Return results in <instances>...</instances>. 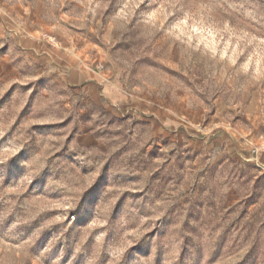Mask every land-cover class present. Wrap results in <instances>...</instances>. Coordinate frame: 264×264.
Listing matches in <instances>:
<instances>
[{
    "label": "rangeland",
    "instance_id": "1",
    "mask_svg": "<svg viewBox=\"0 0 264 264\" xmlns=\"http://www.w3.org/2000/svg\"><path fill=\"white\" fill-rule=\"evenodd\" d=\"M0 264H264V0H0Z\"/></svg>",
    "mask_w": 264,
    "mask_h": 264
},
{
    "label": "crops",
    "instance_id": "2",
    "mask_svg": "<svg viewBox=\"0 0 264 264\" xmlns=\"http://www.w3.org/2000/svg\"><path fill=\"white\" fill-rule=\"evenodd\" d=\"M76 78H82L84 83L81 85L83 92L87 97L94 101H103V103H112L119 98L118 92L114 87L105 83L104 74L100 70L87 69L77 70ZM109 89V90H108Z\"/></svg>",
    "mask_w": 264,
    "mask_h": 264
}]
</instances>
